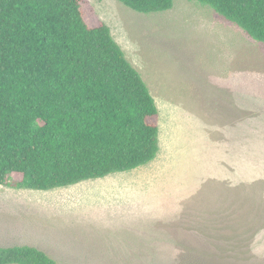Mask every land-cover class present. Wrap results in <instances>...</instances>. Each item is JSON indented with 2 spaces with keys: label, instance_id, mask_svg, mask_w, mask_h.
Masks as SVG:
<instances>
[{
  "label": "rangeland",
  "instance_id": "rangeland-1",
  "mask_svg": "<svg viewBox=\"0 0 264 264\" xmlns=\"http://www.w3.org/2000/svg\"><path fill=\"white\" fill-rule=\"evenodd\" d=\"M83 4L149 89L159 151L69 187L0 186V247L56 264H264V45L195 0Z\"/></svg>",
  "mask_w": 264,
  "mask_h": 264
},
{
  "label": "trees",
  "instance_id": "trees-1",
  "mask_svg": "<svg viewBox=\"0 0 264 264\" xmlns=\"http://www.w3.org/2000/svg\"><path fill=\"white\" fill-rule=\"evenodd\" d=\"M83 1L0 0V186L46 192L157 156L150 91ZM115 1L155 14L174 0ZM195 1L264 45V0ZM0 264L56 263L24 245L0 247Z\"/></svg>",
  "mask_w": 264,
  "mask_h": 264
}]
</instances>
